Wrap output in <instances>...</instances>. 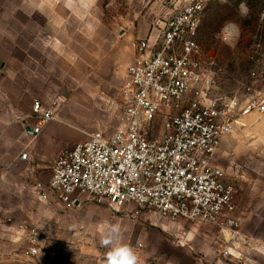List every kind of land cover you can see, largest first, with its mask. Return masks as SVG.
I'll list each match as a JSON object with an SVG mask.
<instances>
[{
    "label": "crops",
    "instance_id": "1",
    "mask_svg": "<svg viewBox=\"0 0 264 264\" xmlns=\"http://www.w3.org/2000/svg\"><path fill=\"white\" fill-rule=\"evenodd\" d=\"M94 1L0 0V232L10 229V220L13 225L42 226L48 210L68 208L51 194L48 201L41 200L36 184H47L57 158L97 130L99 98L117 97L127 79L135 53L133 35H119L113 46L102 33L94 31L86 6ZM84 18L91 20L82 31L85 42L80 43V20ZM35 102L54 116L39 134L33 132L37 127ZM254 113L261 125L254 123ZM242 120L250 135L243 134L237 124L222 139L213 159L231 183L234 180L221 165L219 153L224 152L229 159L230 148L251 137L264 148L260 115L252 112L240 117L238 123ZM245 123L240 126L245 127ZM254 185L246 196L241 194L236 199L235 195L234 218L241 224L238 261L221 258L220 253L228 249V234L211 226L189 224L198 226L197 233L174 226L172 240L124 242L144 263L264 264V188L260 182ZM85 199L80 196L71 208ZM11 234L0 236L15 240L14 230ZM80 241L97 250H108L100 240Z\"/></svg>",
    "mask_w": 264,
    "mask_h": 264
},
{
    "label": "built area",
    "instance_id": "2",
    "mask_svg": "<svg viewBox=\"0 0 264 264\" xmlns=\"http://www.w3.org/2000/svg\"><path fill=\"white\" fill-rule=\"evenodd\" d=\"M206 4L193 0L154 40L138 43L118 96L103 99L111 124L64 151L50 181L36 189L41 200L51 194L67 207L88 194L98 203H132L138 213L217 228L228 234L221 258L238 261L236 189L213 159L240 117L252 112L264 117V94L240 106L237 100L211 97L212 86L200 83L198 30ZM33 112V132L39 134L54 116L39 102ZM31 235L38 237L35 231ZM28 255L36 259L41 250L34 244Z\"/></svg>",
    "mask_w": 264,
    "mask_h": 264
},
{
    "label": "rangeland",
    "instance_id": "3",
    "mask_svg": "<svg viewBox=\"0 0 264 264\" xmlns=\"http://www.w3.org/2000/svg\"><path fill=\"white\" fill-rule=\"evenodd\" d=\"M206 1L198 30L200 83L212 86L211 97L224 101L237 100L241 106L255 94H264V0ZM192 2L95 0L86 6L94 22V31L102 33L113 46L116 44L113 40L119 35L132 34L135 48L140 41L154 40L168 20ZM241 4L247 6L246 16L240 14ZM91 19L80 20V43L85 42L86 34L82 31L87 30V22ZM234 25L239 26L238 34ZM250 87L252 92H248ZM103 99L106 98H99L97 130L105 129L112 120L110 106ZM251 116L256 117L254 123L258 124V116L255 113ZM260 121H264L262 115ZM240 123L245 122L239 121L238 129L250 135L248 125L245 123V127H241ZM230 149L232 156L229 159L224 157V152L219 153V157H222L221 165L234 180L236 199L241 194L246 196L248 190H254L257 182L263 184V189L262 143H256L251 137ZM83 195L86 199L76 208H57L56 212L54 208L48 210L47 222L42 226L32 223L13 225V220H10V229L1 231V236H12L14 230L17 237L10 240L0 236V264H104L107 250H97L80 240H100L102 228L114 224L113 221L120 225L124 240H172L170 232L174 226L192 229L196 233L199 229L182 220L172 221L156 212L138 213L132 203L111 206L98 203L88 194ZM34 231L38 237L31 235ZM34 244L41 250L40 257L36 259L28 255Z\"/></svg>",
    "mask_w": 264,
    "mask_h": 264
},
{
    "label": "clouds",
    "instance_id": "4",
    "mask_svg": "<svg viewBox=\"0 0 264 264\" xmlns=\"http://www.w3.org/2000/svg\"><path fill=\"white\" fill-rule=\"evenodd\" d=\"M227 2V0H222ZM248 13L245 4L240 5V14L246 16ZM234 31L238 34L239 26L234 25ZM100 245L108 250L104 254V264H142L141 258L136 250L124 242L123 232L120 225L109 224L102 228L100 233Z\"/></svg>",
    "mask_w": 264,
    "mask_h": 264
},
{
    "label": "water",
    "instance_id": "5",
    "mask_svg": "<svg viewBox=\"0 0 264 264\" xmlns=\"http://www.w3.org/2000/svg\"><path fill=\"white\" fill-rule=\"evenodd\" d=\"M27 131H29V130L27 129Z\"/></svg>",
    "mask_w": 264,
    "mask_h": 264
},
{
    "label": "bare ground",
    "instance_id": "6",
    "mask_svg": "<svg viewBox=\"0 0 264 264\" xmlns=\"http://www.w3.org/2000/svg\"><path fill=\"white\" fill-rule=\"evenodd\" d=\"M250 115V114H249Z\"/></svg>",
    "mask_w": 264,
    "mask_h": 264
}]
</instances>
